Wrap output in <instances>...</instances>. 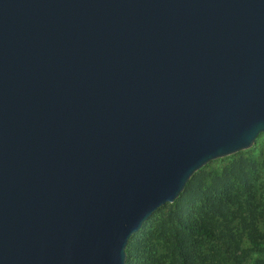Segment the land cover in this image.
Here are the masks:
<instances>
[{
	"label": "water",
	"instance_id": "1",
	"mask_svg": "<svg viewBox=\"0 0 264 264\" xmlns=\"http://www.w3.org/2000/svg\"><path fill=\"white\" fill-rule=\"evenodd\" d=\"M260 134L264 0H0V264H125Z\"/></svg>",
	"mask_w": 264,
	"mask_h": 264
},
{
	"label": "trees",
	"instance_id": "2",
	"mask_svg": "<svg viewBox=\"0 0 264 264\" xmlns=\"http://www.w3.org/2000/svg\"><path fill=\"white\" fill-rule=\"evenodd\" d=\"M222 164L194 173L179 197L130 237L125 264H247L262 249L259 164L243 156Z\"/></svg>",
	"mask_w": 264,
	"mask_h": 264
},
{
	"label": "rangeland",
	"instance_id": "3",
	"mask_svg": "<svg viewBox=\"0 0 264 264\" xmlns=\"http://www.w3.org/2000/svg\"><path fill=\"white\" fill-rule=\"evenodd\" d=\"M235 156L250 158L254 162L259 164L254 180V186L257 197L262 199V202L264 204V134H260L248 149L242 150L230 156L213 160L209 162V166L205 167L204 169H214L218 166H222L223 162H226L229 158ZM260 230L264 234V220L260 223ZM244 246L246 247V249L250 247V245H248L247 243L244 244ZM249 255L250 257L247 261V264H264V244L262 245V249L260 251L250 253Z\"/></svg>",
	"mask_w": 264,
	"mask_h": 264
}]
</instances>
